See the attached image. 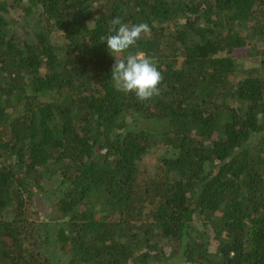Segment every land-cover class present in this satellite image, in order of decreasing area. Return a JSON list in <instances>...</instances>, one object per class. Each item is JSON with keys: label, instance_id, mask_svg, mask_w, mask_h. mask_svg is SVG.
<instances>
[{"label": "trees", "instance_id": "16d2710c", "mask_svg": "<svg viewBox=\"0 0 264 264\" xmlns=\"http://www.w3.org/2000/svg\"><path fill=\"white\" fill-rule=\"evenodd\" d=\"M115 17L151 29L149 101ZM0 264H264V0H0Z\"/></svg>", "mask_w": 264, "mask_h": 264}, {"label": "clouds", "instance_id": "9594fccd", "mask_svg": "<svg viewBox=\"0 0 264 264\" xmlns=\"http://www.w3.org/2000/svg\"><path fill=\"white\" fill-rule=\"evenodd\" d=\"M150 31L146 23L129 25L115 17L109 21V35L102 38L109 53L115 57L111 78L114 87L125 95L134 94L141 102L159 96L164 79L151 58L142 52L132 51L142 35Z\"/></svg>", "mask_w": 264, "mask_h": 264}, {"label": "rangeland", "instance_id": "374dc122", "mask_svg": "<svg viewBox=\"0 0 264 264\" xmlns=\"http://www.w3.org/2000/svg\"><path fill=\"white\" fill-rule=\"evenodd\" d=\"M61 43L64 42V38L63 35L60 33V35L57 38ZM235 63L238 69H249V68H255V67H259L260 66V60L257 58H250V57H245L244 55L242 56H237L235 59ZM148 127H155L154 129H157V124L155 122H149L146 124ZM145 126V124H144ZM138 126L135 125L132 128L136 129ZM168 156V150H166L165 148H152L147 155L145 156V158L142 161V167L144 165V167H147V172H153L158 165L162 162V160ZM44 205L47 203H43ZM46 213V211L42 212V215L44 216ZM200 227V226H198ZM217 241L213 238L211 239V251L213 254L216 253L217 250ZM60 257V256H59Z\"/></svg>", "mask_w": 264, "mask_h": 264}]
</instances>
